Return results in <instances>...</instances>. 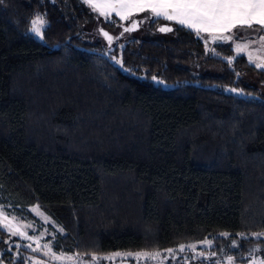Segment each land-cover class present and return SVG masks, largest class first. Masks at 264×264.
Returning <instances> with one entry per match:
<instances>
[{"label": "trees", "instance_id": "trees-1", "mask_svg": "<svg viewBox=\"0 0 264 264\" xmlns=\"http://www.w3.org/2000/svg\"><path fill=\"white\" fill-rule=\"evenodd\" d=\"M37 13L43 40L28 32ZM97 15L82 0L0 3V207L35 224L38 206L53 224L43 241L86 260L163 257L205 238L235 262L252 246L264 252V237L250 235L264 232V92L249 79L262 87L264 71L231 42L206 49L163 19L107 51L86 29ZM161 24L173 31L158 36ZM6 236L0 260L24 263L31 252Z\"/></svg>", "mask_w": 264, "mask_h": 264}, {"label": "snow or ice", "instance_id": "snow-or-ice-1", "mask_svg": "<svg viewBox=\"0 0 264 264\" xmlns=\"http://www.w3.org/2000/svg\"><path fill=\"white\" fill-rule=\"evenodd\" d=\"M82 2L88 5L93 12H96L98 16L104 17L106 20H110L113 14L118 17L121 21L129 20L131 17L139 13H148V19H164L175 24L180 25L182 28L188 29L190 32H194L197 37H202L205 39V47L207 49V41L210 38L213 42H225V43H235L237 55H243L247 52L248 62L253 64L255 68L264 71V57L253 56L251 51H249L250 44L256 43V41H250L245 43L240 35L244 32H255L264 33V0H82ZM3 3V0H0ZM47 20L45 15L37 13L35 17L31 20V27L29 31L33 33L40 40L44 39L43 29L47 25ZM139 23L143 21L131 20V26L125 27L124 32L133 31ZM162 32L173 31L171 27L162 26L159 29ZM102 31L103 36L108 40L109 45L113 42V37L109 35L107 31ZM206 34V35H204ZM123 35V33H121ZM259 43L261 48H264V34L259 35ZM211 52L215 55H219L213 48ZM117 64H121L120 60H116ZM229 65L231 66L234 57H226ZM237 75H240L237 73ZM155 80L156 78L153 77ZM233 92L239 93L241 90L231 89ZM34 211L39 215L44 216L42 212H39V207L34 206ZM17 218L9 217L6 215L4 209L0 207V229L7 231L9 238L20 237L22 239H27L29 241L35 238L28 235L25 231L15 224ZM45 220L49 217L44 216ZM31 227V225H28ZM57 231L63 232L62 228H58ZM225 239L230 238L229 233H220ZM252 237L257 239L264 237V232L251 233ZM241 239H246L244 233H237ZM8 243V241H4ZM201 245L211 247L213 241L205 238L203 241L199 242ZM239 241L232 239L230 247H239ZM21 245L16 244V248L19 249ZM24 247L31 248L32 252L40 251V245L33 248L31 244L25 245ZM190 248L195 251V245H180L179 250L184 251L185 248ZM45 249L44 255L50 256L52 260L60 262V264H85L83 260L80 259V254L66 255L64 253L57 254L51 245V243H46L43 245ZM169 254L174 253V249L166 250ZM221 252L224 249L220 250ZM260 251L259 246L253 249L250 255L255 252ZM114 255L120 256V253H115ZM129 257H135L137 259V264L143 261V264H150L153 261L162 262L164 257L159 251L147 252L139 251L136 253L125 254ZM198 255L202 259H211L215 257L217 253L215 251L211 252L210 255L201 251ZM106 257H100L96 254H91L90 264H102L103 259ZM34 259V258H33ZM195 259V256L193 257ZM26 264V262H25ZM39 264H45V262H39ZM216 264H220L219 261ZM225 264H235V257L228 255ZM249 264H264V258L256 256L255 259L249 260Z\"/></svg>", "mask_w": 264, "mask_h": 264}, {"label": "rangeland", "instance_id": "rangeland-1", "mask_svg": "<svg viewBox=\"0 0 264 264\" xmlns=\"http://www.w3.org/2000/svg\"><path fill=\"white\" fill-rule=\"evenodd\" d=\"M115 15L113 14L112 18L110 20H106L104 17L102 16H96L95 20L86 24V29L90 32L92 38L94 39H99L100 42H104L106 45H107V48L106 50L107 51H110L112 52L113 49H119L124 40L126 38H133V37H136L137 36H142L145 32L144 30V25L145 23H139L138 26L133 30V31H130V32H121L123 33V35H121L120 37H117L118 34H120V31L124 30L125 27H128L130 24H131V20H134L135 17H139V19L141 21H143L144 19H146L148 17V15L146 14H137L133 17H131L129 20H124V21H121L119 19V22H117L116 26H114L112 29H110L109 31L105 30L104 27H103V22L104 21H111L113 20V18ZM140 20H137V21H140ZM144 22V21H143ZM30 27H31V24H30ZM29 27V29H30ZM99 29H103L105 31H107L111 36H116L117 38L113 39V42L111 45H109V43L103 41L102 37H98V35L100 36L99 34ZM157 29V28H156ZM29 34H31V36H33L34 38H36L37 40H40L39 37H36L33 33H31L29 30H28ZM168 33V31L166 32H161L158 34V36H166L165 34ZM261 34H264V33H258L256 35V33L254 34H251V35H241V39L245 42V43H248L250 41H256V43L254 44H250V47H249V51H251L252 55L253 56H260V57H264V48H261V45L259 43V35ZM206 35V34H204ZM201 40L203 41L204 44H206V41L205 39L202 37H200ZM212 42V40L209 38L208 41H207V44H209V42ZM234 45V52L235 54H237L236 52V44L235 43H232ZM245 56V58L247 59L248 61V54L247 52L243 54ZM114 56H112V61L114 62V64L118 65L119 67L120 64H117L115 62V60L113 59ZM116 60H119L118 57L115 58ZM253 65V64H252ZM201 72H214V68H211V67H201L200 69ZM249 79H250V83L252 85H256L258 88L260 87L261 91L264 92V85L261 87V84H259L257 82V79L255 76H250L249 75ZM227 91L230 89H226ZM34 209V207H33ZM32 209V212L36 218V223L35 224H32V223H26L22 220H19V219H16L15 221H13L15 224H17L21 230L25 231L28 235H31L33 236L35 239L32 240V241H29L27 239H22L20 237H11L9 238V235L6 232L7 236H6V240H9V239H17L18 241H23V246L25 245H28V244H31L33 248L37 247V244L40 245V251L38 252H32L31 248H27L28 251L31 252V254H28L26 257H25V260H24V263L22 264H39V262H45V264H60V262H57V261H54L51 259L50 256H45L44 255V251L45 249L43 248V245L48 243L46 241H43L45 237L49 236L51 234V232L49 230H47V227L48 225H53L51 224L50 220H45L44 219V216H41L39 215L36 211H34ZM41 212V211H39ZM7 215V214H6ZM9 217V219H11L12 217L7 215ZM28 225H31V227H28ZM200 241H203V240H200ZM200 241H195V242H189V243H186L184 244L185 246L187 245H195L196 246V249L195 251H193L192 249L190 248H185L184 251H180L179 250V246L177 248H175L174 250V253L173 254H169L168 252L167 253H164L163 257L165 259H163L162 262L160 261H153V262H150V264H216L217 261L220 262V264H225L226 262V258L229 254H224V253H221V251L219 250H216L215 248H212V249H207L208 247L207 246H204V245H201L199 242ZM17 243L19 242H15L14 244L16 245ZM13 244V243H12ZM21 244V243H19ZM213 247V246H211ZM257 247L256 246H252L251 247V250L248 251V253H246V260L243 261V262H235V264H249V260H252V259H255L256 256H260L262 258H264V252L260 249V251L258 252H255L254 254L250 255V253L252 252L253 249H256ZM207 249V250H206ZM140 251H144V250H140ZM205 252L206 254H209L213 251H215L217 253V255L215 257H211V259H202L198 253L199 252ZM56 252V251H55ZM136 253V252H139V251H115L113 253H109L107 255H104L106 258L105 260H108L110 262H112V264H137V259L135 257H129V256H126L125 254L127 253ZM147 252H153V251H147ZM57 254H60V253H63V252H56ZM115 253H120L121 255L120 256H116L114 255ZM66 255H73V254H68V253H64ZM18 254L16 255V253L14 254V257L17 258ZM180 256H182V258H180ZM195 256V259H193V257ZM116 258V260H114V258ZM34 258V259H33ZM80 259L83 260L85 262V264H90V261H91V258L86 260L84 259L83 257L80 256ZM0 264H9L8 262H4L2 260H0ZM140 264H143V261L140 262Z\"/></svg>", "mask_w": 264, "mask_h": 264}, {"label": "flooded vegetation", "instance_id": "flooded-vegetation-1", "mask_svg": "<svg viewBox=\"0 0 264 264\" xmlns=\"http://www.w3.org/2000/svg\"><path fill=\"white\" fill-rule=\"evenodd\" d=\"M134 20L137 21V20H140V19H139V17H135ZM148 20H149L148 18L144 19V20H143V21H144L143 23H146ZM140 21H141V20H140ZM130 26H131V24H130L128 27H130ZM162 26H168V27H169V25H167V24L162 25ZM162 26L159 25V26L157 27L156 31H158V32H162V31L159 30L160 27H162ZM121 32H124V30L120 31V34H118L117 37H120V36H121ZM165 32H166V31H165ZM168 32H169V31H168ZM99 34H100V29H99ZM100 37H102L101 34H100ZM112 37H113V39L117 38L116 36H115V37L112 36ZM102 39H103V38H102ZM103 41H104V40H103ZM107 43H109V42H107Z\"/></svg>", "mask_w": 264, "mask_h": 264}, {"label": "crops", "instance_id": "crops-1", "mask_svg": "<svg viewBox=\"0 0 264 264\" xmlns=\"http://www.w3.org/2000/svg\"><path fill=\"white\" fill-rule=\"evenodd\" d=\"M139 14H141V13H139ZM143 14H146V15H148L149 16V14L148 13H143ZM138 17V16H137ZM164 20V19H163ZM164 21H167V20H164ZM255 32H244V33H242V34H238V35H240V37H241V35H244V36H246V35H251V34H254ZM258 33H256V35H257ZM232 43V42H231ZM232 47H234V45L232 44ZM234 49V48H233Z\"/></svg>", "mask_w": 264, "mask_h": 264}, {"label": "water", "instance_id": "water-1", "mask_svg": "<svg viewBox=\"0 0 264 264\" xmlns=\"http://www.w3.org/2000/svg\"><path fill=\"white\" fill-rule=\"evenodd\" d=\"M162 25H165V24H161L160 26H162ZM169 27H171V26H169ZM101 30H103V29H100V34H101V36H102V38H103V40L105 41V42H108V40L103 36V34H102V31ZM103 31H105V30H103ZM110 35V34H109Z\"/></svg>", "mask_w": 264, "mask_h": 264}]
</instances>
